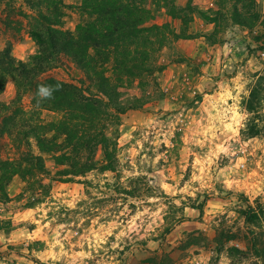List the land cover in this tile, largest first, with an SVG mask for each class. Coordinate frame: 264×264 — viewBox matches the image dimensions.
<instances>
[{
  "label": "rangeland",
  "instance_id": "rangeland-1",
  "mask_svg": "<svg viewBox=\"0 0 264 264\" xmlns=\"http://www.w3.org/2000/svg\"><path fill=\"white\" fill-rule=\"evenodd\" d=\"M32 1L0 0V50L10 43L12 57L22 62L37 53L30 35L37 14ZM60 1L57 29L74 33L82 20L80 0ZM189 1L200 11L219 10L227 17L233 6L232 0L220 6L217 0H174V5L183 8ZM249 1L258 17L252 28L227 20L216 35L198 13L184 26L164 8L155 11L158 20L146 25L162 27L155 71L142 87L126 85L121 98L142 96L146 102L120 114L118 123L105 122L116 143V170L68 180L57 174L66 167L41 155L49 173L15 175L7 197L0 198L5 223L0 264H264L250 234L251 229L262 248L264 223L248 229L239 215L247 204L264 205V131L243 135L252 117L245 102L264 75V0ZM50 79L88 87L62 55L37 77ZM16 94L8 77L0 94V103L9 107L0 117V160L23 167L24 155H40L25 136L31 126L63 114L33 106L32 92L20 93L18 101ZM5 117L17 123L9 124L10 135L3 132ZM255 123L263 129L264 120Z\"/></svg>",
  "mask_w": 264,
  "mask_h": 264
},
{
  "label": "trees",
  "instance_id": "trees-1",
  "mask_svg": "<svg viewBox=\"0 0 264 264\" xmlns=\"http://www.w3.org/2000/svg\"><path fill=\"white\" fill-rule=\"evenodd\" d=\"M223 1L217 0V6ZM232 1V10L227 17L219 10L200 11L191 1L185 7L177 8L174 0H80L78 11L82 20L72 33L57 29L62 26L60 0H33L31 6H35L37 14L30 35L37 44V53L28 62H22L12 57L10 43L0 50V94L7 78H12L17 90L16 101L20 99V93L32 92L33 106L59 112L63 116L44 125H30V133L25 136H31L35 141L40 155H24L21 159L26 166L0 160V198L7 197L6 186L15 175L28 173L32 176L34 171L49 173L41 155L51 157L57 166L66 167L57 174L70 176L68 180L97 169L114 172L117 165L116 143L107 135L105 122L109 119L118 123L120 114L129 109H141L146 102L142 96L127 101L121 98L126 85L137 82L142 87L155 71L154 57L163 44L159 39L162 27L146 26L150 21L158 20L155 11L164 8L169 18L178 19L184 26L193 20V13H198L201 19L215 27L213 35L227 20L250 30L258 18L251 10L250 1ZM173 36L187 40L196 38L191 34ZM61 55L81 71L84 76L81 83H87V88L53 79L37 81L38 75ZM41 85H59V90L53 93V98L41 99L37 96ZM245 109L252 117L243 135L255 137L264 131V127L261 129L255 123L260 118L264 120V75L256 79L245 102ZM8 110L7 105L0 103V117L4 113L6 115ZM8 118L3 119V132L10 135L14 129H10L9 124L13 126L17 123L15 120L9 123ZM98 152L101 159L95 158ZM239 215L248 229L260 226L264 223V205L258 201L255 206L247 204ZM4 229L5 223L0 221V231ZM250 234L253 236V251L264 260V246L257 247L258 238L251 229ZM216 241L222 244L218 238ZM230 251L239 252L237 249Z\"/></svg>",
  "mask_w": 264,
  "mask_h": 264
},
{
  "label": "clouds",
  "instance_id": "clouds-1",
  "mask_svg": "<svg viewBox=\"0 0 264 264\" xmlns=\"http://www.w3.org/2000/svg\"><path fill=\"white\" fill-rule=\"evenodd\" d=\"M59 90V85L49 86V85H41L38 87L37 96L41 99H51L53 98V93Z\"/></svg>",
  "mask_w": 264,
  "mask_h": 264
},
{
  "label": "crops",
  "instance_id": "crops-1",
  "mask_svg": "<svg viewBox=\"0 0 264 264\" xmlns=\"http://www.w3.org/2000/svg\"><path fill=\"white\" fill-rule=\"evenodd\" d=\"M181 66H182V65H181ZM165 72H166V70H165ZM167 72H168V71H167ZM186 76H187L186 74L181 75V77H182V78H185V79H186ZM181 77H180V78H181ZM177 81H178V79H177V77H175V82H177Z\"/></svg>",
  "mask_w": 264,
  "mask_h": 264
}]
</instances>
